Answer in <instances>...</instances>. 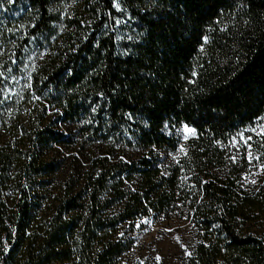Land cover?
Returning a JSON list of instances; mask_svg holds the SVG:
<instances>
[{"label": "trees", "instance_id": "16d2710c", "mask_svg": "<svg viewBox=\"0 0 264 264\" xmlns=\"http://www.w3.org/2000/svg\"><path fill=\"white\" fill-rule=\"evenodd\" d=\"M0 7L18 19L0 24V264H117L140 220L183 206L201 232L192 264H264V179L243 186L227 155L243 135L264 154L250 132L264 116V0ZM36 45L35 115L3 98V77ZM182 124L195 136L178 154Z\"/></svg>", "mask_w": 264, "mask_h": 264}, {"label": "rangeland", "instance_id": "374dc122", "mask_svg": "<svg viewBox=\"0 0 264 264\" xmlns=\"http://www.w3.org/2000/svg\"><path fill=\"white\" fill-rule=\"evenodd\" d=\"M74 4L67 5L66 10L71 12ZM71 10V11H70ZM9 9L0 7V24L6 27V16L12 23L16 21L17 16ZM73 13V12H71ZM5 16V18L3 17ZM18 20V19H17ZM9 32V31H8ZM25 32L22 37H24ZM47 48V46L45 45ZM45 48L34 46L30 51H23V56L18 61H13L16 70L8 72L3 79L4 95L3 98L7 101H12V106L17 105V109L25 107L27 103L32 102L35 104V115L41 111L45 101L32 93L29 98L30 92L29 79L30 75L36 64L42 60L46 53ZM6 101V102H7ZM20 117L26 116L27 112L22 109ZM50 115L52 112L48 111ZM1 126V125H0ZM62 126V125H61ZM60 126V127H61ZM190 128L191 133L186 132L185 128ZM3 131V128H0ZM251 133H254L256 139L264 138V116L259 118L254 124ZM194 133V134H193ZM179 146L177 149L178 154H182L186 149L187 141L195 136V130L185 124H182L178 130ZM5 137V136H2ZM1 141V140H0ZM247 136H242L239 140H235L228 151V160L234 163L236 167L241 168L242 185L245 187H254L264 179V154L255 152V150L248 148L250 144ZM63 156L66 158L64 161L67 165L72 161V156L75 151H68L60 149ZM249 151H251L253 159L249 160ZM177 156V155H175ZM66 165V164H65ZM255 180V183L251 181ZM56 181H59L58 178ZM58 183L51 184L49 191L57 193ZM139 227L133 233L132 246L120 257L117 264H192L194 259V248L200 237L199 225L194 221L193 216L190 214L187 207H177L170 210L165 215H160L157 218H145L138 222ZM190 254V255H189Z\"/></svg>", "mask_w": 264, "mask_h": 264}, {"label": "snow or ice", "instance_id": "6c2138e0", "mask_svg": "<svg viewBox=\"0 0 264 264\" xmlns=\"http://www.w3.org/2000/svg\"><path fill=\"white\" fill-rule=\"evenodd\" d=\"M117 7L119 8V5L117 4ZM116 23L117 24H119V23H121V21L120 20H117L116 21ZM204 39V43L206 44V43H208V37H204L203 38ZM203 49H201V51H202ZM8 71H11V69H8ZM3 75V73H0V76H2ZM185 131L186 132H189V133H191L193 130L192 129H190V128H185ZM194 134V133H193ZM248 140H251V137H248ZM247 146H248V148L249 149H251V144H247ZM253 159V156H252V153H251V151H249V160H250V162H251V160ZM252 183H255L256 181L255 180H252L251 181ZM139 226V225H138ZM190 255V254H189Z\"/></svg>", "mask_w": 264, "mask_h": 264}]
</instances>
